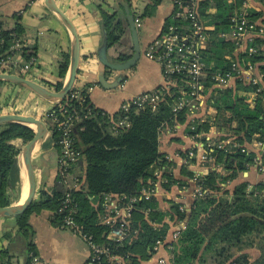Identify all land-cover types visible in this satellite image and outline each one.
Returning <instances> with one entry per match:
<instances>
[{
  "label": "trees",
  "instance_id": "trees-1",
  "mask_svg": "<svg viewBox=\"0 0 264 264\" xmlns=\"http://www.w3.org/2000/svg\"><path fill=\"white\" fill-rule=\"evenodd\" d=\"M130 2L131 0H120L121 5H130ZM163 2L164 0H149L144 14H153ZM242 3L243 0H238L236 4L224 0H203L200 3L201 17L206 26L210 27L206 31L208 37L202 53L209 75L204 80L205 94L211 92L209 101H213L211 106L217 113L205 123L198 122L195 131L191 128V122L187 131L190 135L197 131L207 133L213 122L223 132L217 136V144L213 147L211 156L217 164L222 165L227 174L222 175L214 169L198 178L196 184L202 188L203 193L194 196L191 212L181 209L179 204L173 205L171 219L187 221V224L172 242V264H195L197 260L205 259L209 251L217 257H223L225 262L233 259L240 264H264V182L250 188V183L245 181L238 184L233 192L223 190L221 186L222 183L235 180L241 172L248 171L255 152L250 150L246 153L242 149L264 137V38L257 37L254 42L248 43L249 47L257 48L255 54H250L247 50L237 56V42L222 36L232 31L235 6ZM100 9L105 45L109 49L121 41L126 32L125 21L119 18L118 12ZM263 15L262 11L253 9L250 19L258 20ZM15 19L13 28H6L4 21L0 20V58L12 56L18 51H21L26 61L33 56L38 58L37 45H29L20 50L12 49L18 39L24 40L25 32L20 22L21 17L17 15ZM180 23L182 22L176 18L173 9L165 26ZM131 57L120 55L118 62L124 63ZM236 57L245 65H256L262 75L260 80L253 83L238 78L236 88H214L210 91L213 85L211 76L230 71L232 60ZM69 64L70 54L65 53L59 66L60 80L50 89H62ZM3 83L17 85L0 81V84ZM77 87L75 85L72 90ZM86 92L84 88L81 90L85 97ZM62 104L76 108L94 106L90 97L82 104L80 100L71 99V93L54 108ZM174 104L175 98L166 95L165 100L154 111L149 107L140 111L133 109L129 115L130 126L118 132L111 130L107 112L94 106L95 111L99 112L97 116L85 120L76 131V147L85 157L80 163L85 161L86 168L84 185L80 190L73 191L77 204L75 220L84 232L92 235L98 243L107 245L111 253L123 259L125 264H141L150 259L155 254L157 242L165 240L170 228L165 221L168 212L161 210L155 195L149 200L142 197V190L154 187L152 183H156L160 177L159 170H162L167 189L180 181L171 170L173 162L160 153L162 129L176 121L181 124L186 122V111L174 113ZM1 113H9L7 106L0 108ZM36 139V130L29 126L13 122L0 125V207L12 204L10 189L15 193L12 188H15L19 179L18 155ZM53 140L58 141L57 132H54ZM201 140L205 141L206 137L203 136ZM227 141L230 143H225ZM54 147L60 155V146L56 144ZM183 172L189 178L195 176L185 168ZM64 190L61 183L57 184L52 193L41 190L39 198L33 200L28 210L16 216L19 231L30 240L26 264H32L34 257H37L33 242L34 230L29 223L30 215L33 212L51 210L54 212V223H63V214L59 209ZM104 194L120 195L125 204H129L132 198H137L130 219L132 232L122 243L109 238L111 226L102 223L106 214ZM256 242L262 244V255L255 262H250L246 254L235 256L234 247L242 249L244 245L251 246ZM0 258L4 263L13 264L8 251H0ZM105 264L110 263L105 261Z\"/></svg>",
  "mask_w": 264,
  "mask_h": 264
},
{
  "label": "crops",
  "instance_id": "crops-1",
  "mask_svg": "<svg viewBox=\"0 0 264 264\" xmlns=\"http://www.w3.org/2000/svg\"><path fill=\"white\" fill-rule=\"evenodd\" d=\"M148 1L131 0L130 5H121L120 0H55L57 6L73 22L80 39L81 59L74 86L89 90L91 103L96 108L106 112H116L125 100L153 91L164 82L161 64L148 58L147 51L150 44L161 34L166 20L172 13L173 6L170 0H164L153 14L145 15ZM100 7L109 12H118L119 18L125 21L126 26V32L121 41L107 49L108 61L117 63L120 55L133 56L135 45L139 47L140 57L130 69L108 71L109 69L101 61V52L106 45ZM132 8L137 10L132 17L134 24L131 23V11H129ZM17 15L21 17L20 22L25 31L24 39L30 46L37 45L38 62L27 78L52 88L60 80L59 66L62 55L69 53L71 59L72 36L62 19L50 10L46 0H0V20L4 21L6 28L15 26V16ZM137 17L141 18L140 27L135 21ZM103 76L108 83H112L107 86L102 85L100 80ZM119 79L123 81L117 86L115 82ZM232 85L236 88L235 83ZM207 96L206 106L208 108L206 112H204L206 107L204 104L197 111V116L187 117L183 124L176 121L173 125H166L161 131L160 153L173 162L171 170L175 178L185 181V183L178 181L170 189H167L164 185L166 181L163 178L162 170L158 171L160 177L155 183V196L161 210L168 212L165 221L170 225V228L158 251L150 259L142 261L141 264H157L159 257H166L172 264L173 233L187 224V221L171 219L170 212L173 205L179 204L181 209L184 208L187 212H191L194 205V192L198 187L197 181L194 179L205 176L214 169L222 175L227 174V171L222 165L217 164L215 159L207 162L202 161L201 149H198L197 156L192 158L188 156L190 150L197 143H201V140L194 139L187 131L191 120L206 114L205 118L208 121L214 118L217 113L216 109L211 106L213 101H209L212 97L211 92ZM55 105V102L44 99L23 86L9 83L0 84V108L7 106L9 113L40 119L47 124L48 128L50 125L46 113ZM195 121L200 120L195 119ZM210 126V134L207 136L214 138L213 141L216 144L217 136L222 135L223 132L219 131L213 122ZM51 137V132H49V138L45 145L34 151L32 155L34 199L39 198L40 191L43 189L52 193L57 184L61 183L63 189L65 188L58 173L59 154L52 145ZM247 147L251 151H257L252 143ZM186 153H188L187 156ZM85 168L86 162L84 161L74 169V173L81 181L80 186L77 187L78 190L85 183ZM184 168L195 176L193 178L186 176L183 172ZM245 181L250 183V188L264 182V170L258 171L255 166H251L248 171L241 172L235 180L222 183L221 186L223 190L233 192L238 184ZM12 189H15V193H12L13 190L10 189L11 205L25 200L24 193L28 191V186L20 166L19 179L15 188ZM36 192H38L37 196ZM122 215L123 211L121 210L118 216ZM53 218L54 212L51 210L33 212L30 215L29 223L34 230L33 242L37 251V260L32 264H87L90 256L88 244L77 233L65 227L63 223L55 224ZM29 241L19 231L16 215H0V251H8L13 264H26L29 258ZM261 246V243L256 242L251 246L244 245L242 249L234 247L233 252L235 256L246 254L250 262H255L262 255ZM224 260L223 257H217L209 251L205 255V259L197 260L195 264H231L234 262L233 259L226 262ZM0 264L7 263H4L0 258Z\"/></svg>",
  "mask_w": 264,
  "mask_h": 264
},
{
  "label": "built area",
  "instance_id": "built-area-1",
  "mask_svg": "<svg viewBox=\"0 0 264 264\" xmlns=\"http://www.w3.org/2000/svg\"><path fill=\"white\" fill-rule=\"evenodd\" d=\"M170 1L172 2L173 9H175L176 18L182 23L164 26L161 34L150 44L147 51L148 58L161 64L164 82L153 91L145 92L129 100H125L118 111L113 113L107 112V118L111 122V130L113 132H118L120 129L130 126L129 115L133 109L140 111L149 107L154 111L165 100L166 95L175 98L174 113L186 111L187 117L197 116V111L204 104L205 106L207 105L208 96L205 94L204 80L209 75L203 62L202 53L208 37L206 31L210 27L206 26L200 14V3L203 0ZM224 1L236 4L238 0ZM253 9L255 11H262L264 14V0H243L241 5H236L232 15V31L222 34L223 37L231 38L237 42V56L240 52L247 50L250 54H255L257 48L254 46L249 47L248 43L254 42L257 37L264 38V15L258 20L252 21L250 16ZM135 21L137 26L140 27L142 24L141 18L137 17ZM28 45L30 44L25 39H18L15 45L12 46V49L20 50ZM37 62L38 58L36 56H33L28 61L24 60L21 51H18L12 56L0 58V73H13L17 71L19 75L28 77ZM261 77L262 75L259 74L256 65L252 63L245 65L236 57L232 60L230 71L214 73L211 76L213 85L210 91L214 88H230L233 86L232 84L236 83L238 78L257 83ZM82 89L81 87H77V89L71 90L70 93L71 99L80 100L83 104L90 96V91L87 90V97H85L81 94ZM207 108L206 106L204 112H206ZM95 109L94 106L76 108L62 104L60 107L52 108L46 113L50 125L49 132H51L52 136V145L58 144L60 146L58 173L62 183L65 185V190L59 212L63 214V225L77 233L88 244L90 256L87 264H105V261L110 264H125L123 259L111 253L107 245L98 243L92 235L84 232L75 220L77 204L73 198V191L78 190L77 187L80 186L81 181L76 173H74V169L85 158L82 151L76 147V131L85 120L97 116L99 112L95 111ZM205 117L206 114L195 119H199V123H205L207 122ZM195 119L191 120V128L194 131L197 130L196 127L199 125ZM54 132L58 133V141L53 140ZM209 132L197 131V133L192 135L198 141L203 136L206 137V140H201V143H197L194 146L195 148L193 147L190 150L188 154L190 158L197 156L198 149H201L202 153L200 157L202 161L214 160L211 153L217 142L214 144V138L207 136L210 134ZM225 143L229 144L230 141ZM252 144L257 148V151H255L254 161L249 167L255 166L258 171H262L264 170V137L261 140H255ZM242 151L249 153L250 148L244 147ZM194 180L198 181V178ZM152 184L154 187L142 190V197L146 200L151 199L156 193L155 183ZM202 193V188L198 186L194 196L197 194L202 195ZM123 200L124 198L117 194H104L103 196L106 214L103 217L102 223L111 226L109 238L113 239L116 243L124 242L132 232L130 219L137 198H132L129 204L123 203ZM121 210L123 211V215L120 217L118 214ZM185 228L186 225L174 231L173 239L176 240L181 230ZM162 243L163 241L160 240L157 242L155 252L158 251ZM36 260L37 257H34V262ZM157 264H171V262L166 257H159ZM231 264L240 263L234 261Z\"/></svg>",
  "mask_w": 264,
  "mask_h": 264
},
{
  "label": "water",
  "instance_id": "water-1",
  "mask_svg": "<svg viewBox=\"0 0 264 264\" xmlns=\"http://www.w3.org/2000/svg\"><path fill=\"white\" fill-rule=\"evenodd\" d=\"M47 5L51 11H53L56 15H58L66 27L68 28L71 36H72V49H71V59H70V67L68 71V75L66 81L60 91H54L47 86H44L32 79L24 77L22 75L16 73H0V81L14 83L25 88H28L41 96L44 99L57 103L63 102L70 91L72 90L77 73L79 70L80 64V39L77 33V30L70 20V18L57 6L55 0H46ZM131 18V23L134 24L133 18ZM136 31V30H135ZM140 57V50L138 45H135V53L134 55L124 63H111L107 59V47L105 46L101 52V61L103 62L104 66L112 71H123L126 69H130L134 66V64L138 61ZM122 79L117 80L115 83L118 86ZM100 83L104 86H107L111 83L107 82V79L103 76L100 80ZM114 83V84H115ZM19 123L26 126H29L36 130L37 132V139L24 147L20 154L18 155V164L23 172L25 181L28 186V196L27 198L18 203L13 204L7 207H0V215L2 216H11V215H18L28 210L31 203L34 200L35 194V183L32 174V155L33 152L38 148H42L49 138V128L47 124L40 120L33 117L25 116L22 114L17 113H7V114H0V125L4 123Z\"/></svg>",
  "mask_w": 264,
  "mask_h": 264
},
{
  "label": "rangeland",
  "instance_id": "rangeland-1",
  "mask_svg": "<svg viewBox=\"0 0 264 264\" xmlns=\"http://www.w3.org/2000/svg\"><path fill=\"white\" fill-rule=\"evenodd\" d=\"M129 11H131L130 12V16L131 17H133L135 14H134V12H137V10L135 9V8H132L131 10H129ZM136 41V40H135ZM13 73H17L18 74V72L17 71H14ZM29 76V75H28ZM36 109V108H35ZM43 119V118H42ZM45 120V119H44ZM35 154V153H34ZM37 193L38 192H36V196H37Z\"/></svg>",
  "mask_w": 264,
  "mask_h": 264
},
{
  "label": "bare ground",
  "instance_id": "bare-ground-1",
  "mask_svg": "<svg viewBox=\"0 0 264 264\" xmlns=\"http://www.w3.org/2000/svg\"><path fill=\"white\" fill-rule=\"evenodd\" d=\"M37 150H38V148H37L35 151H37ZM24 188H25V185H24ZM27 196H28V191H27V192L25 191V193H24V197L27 198ZM26 198H25V199H26Z\"/></svg>",
  "mask_w": 264,
  "mask_h": 264
}]
</instances>
